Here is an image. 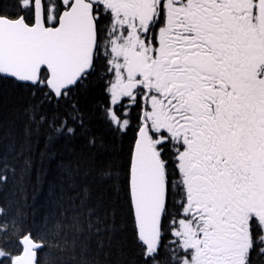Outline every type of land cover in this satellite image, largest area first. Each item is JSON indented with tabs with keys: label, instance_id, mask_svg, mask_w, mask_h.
I'll return each mask as SVG.
<instances>
[{
	"label": "snow or ice",
	"instance_id": "obj_1",
	"mask_svg": "<svg viewBox=\"0 0 264 264\" xmlns=\"http://www.w3.org/2000/svg\"><path fill=\"white\" fill-rule=\"evenodd\" d=\"M0 264H264V0H0Z\"/></svg>",
	"mask_w": 264,
	"mask_h": 264
}]
</instances>
